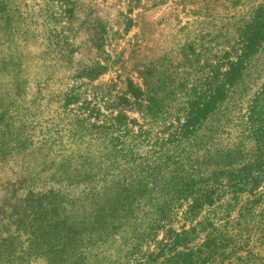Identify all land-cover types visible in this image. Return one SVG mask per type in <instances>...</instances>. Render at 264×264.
I'll return each instance as SVG.
<instances>
[{"label":"trees","instance_id":"obj_1","mask_svg":"<svg viewBox=\"0 0 264 264\" xmlns=\"http://www.w3.org/2000/svg\"><path fill=\"white\" fill-rule=\"evenodd\" d=\"M220 1L248 10L240 14L242 33L232 52L223 50L225 63L207 73L204 62L214 49L208 51L201 33L155 35L161 23L149 19L143 33L129 37L136 25L127 17L123 36L101 23L100 8L89 51L62 34L59 50L48 47L50 57L46 51L40 57L62 74L57 98L65 110L79 109L81 142L69 158L77 171L90 172L76 175L81 193L64 197L67 205L55 212L88 241L69 243L51 264H264V78L257 74L246 85L250 68L264 57V0L202 2ZM129 2L131 16L141 0ZM13 5L10 16L31 22L26 32L49 26L50 19L36 18L39 0ZM118 40L128 48L119 52L124 60L116 70L107 48ZM27 58L19 55L15 74L26 81L23 63L38 55ZM109 72L124 76L125 90L121 107L110 101L105 114L102 98L87 86ZM188 221L195 224L187 228Z\"/></svg>","mask_w":264,"mask_h":264},{"label":"rangeland","instance_id":"obj_2","mask_svg":"<svg viewBox=\"0 0 264 264\" xmlns=\"http://www.w3.org/2000/svg\"><path fill=\"white\" fill-rule=\"evenodd\" d=\"M20 1L0 0V264H51V260L59 259L61 251L68 249L69 243L78 245L88 241L84 233L67 229L55 212L61 213L67 205L64 197L81 193V186L75 184L76 175L80 173L85 178L90 172L88 168L77 171L79 165L69 158L77 152L81 142L77 141L78 124L74 119L79 109L72 105L65 110L61 99L57 98L62 74L51 66L50 58L49 62L46 58L40 62V57L45 56V51L50 57L48 47L55 52L59 50L57 43L62 34L73 40L77 50L89 51L91 25L96 9L100 8L101 23L107 27L112 24L114 31L123 36L129 26L127 17L136 25L128 32L129 37L143 33L141 29L149 19L161 23L154 25L155 35L201 33L208 51L209 47L214 49L208 52L212 61L204 62L207 73L225 63L220 59L223 50L232 52L242 33L237 24L241 21L240 14L246 12L248 6L241 3L236 9L234 1L141 0L129 16L130 0H39L36 18L41 15L40 18L51 22L48 27V24L40 25L39 32L34 33L36 30L33 32L30 28L26 32L24 28L26 24L31 27L29 20L26 22L23 17L9 14L13 4ZM123 48H128L127 42L120 40L107 48L116 70L124 60L119 55ZM20 54L26 58L38 55V61L23 63L28 81L18 78L19 75L15 77ZM118 56L121 59L116 62ZM205 57L208 59L207 52ZM249 72L246 85L257 74L263 79L264 57L256 61ZM123 77L118 79L115 73L109 72L87 86L89 94L102 98L103 113L110 114L105 109L110 101L121 107L119 98L125 90ZM130 115L141 123L138 113ZM205 213L202 212L200 220ZM65 214V218L70 215ZM184 223L179 222L177 228ZM193 224L195 222L188 221L187 228ZM163 235L160 233V240ZM56 251L57 256L53 255Z\"/></svg>","mask_w":264,"mask_h":264}]
</instances>
